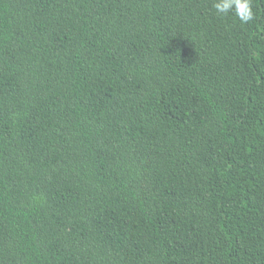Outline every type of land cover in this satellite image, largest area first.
<instances>
[{
	"label": "trees",
	"instance_id": "16d2710c",
	"mask_svg": "<svg viewBox=\"0 0 264 264\" xmlns=\"http://www.w3.org/2000/svg\"><path fill=\"white\" fill-rule=\"evenodd\" d=\"M0 0V264H264V0Z\"/></svg>",
	"mask_w": 264,
	"mask_h": 264
},
{
	"label": "clouds",
	"instance_id": "9594fccd",
	"mask_svg": "<svg viewBox=\"0 0 264 264\" xmlns=\"http://www.w3.org/2000/svg\"><path fill=\"white\" fill-rule=\"evenodd\" d=\"M213 7L218 15L234 12L242 23L247 24L255 18L252 0H215Z\"/></svg>",
	"mask_w": 264,
	"mask_h": 264
}]
</instances>
